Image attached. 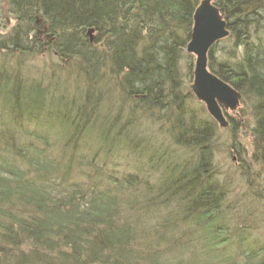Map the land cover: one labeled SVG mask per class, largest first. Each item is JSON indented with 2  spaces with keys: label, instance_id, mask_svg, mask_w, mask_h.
<instances>
[{
  "label": "trees",
  "instance_id": "obj_1",
  "mask_svg": "<svg viewBox=\"0 0 264 264\" xmlns=\"http://www.w3.org/2000/svg\"><path fill=\"white\" fill-rule=\"evenodd\" d=\"M4 1L14 24L0 33V145L30 167L0 165V264H186L195 234L211 237L217 264H264L246 223L255 207L235 206L218 178V126L190 91L200 0ZM214 5L228 35L207 67L241 94L264 166V0ZM33 54L50 76L21 71Z\"/></svg>",
  "mask_w": 264,
  "mask_h": 264
},
{
  "label": "rangeland",
  "instance_id": "obj_2",
  "mask_svg": "<svg viewBox=\"0 0 264 264\" xmlns=\"http://www.w3.org/2000/svg\"><path fill=\"white\" fill-rule=\"evenodd\" d=\"M1 9L0 33H6L14 24V19L9 13L8 5L4 0H2ZM45 38L46 36L43 34V31H40V39L45 40ZM2 57L4 56L0 53V58L2 59ZM24 57V62H22L23 68H21V71L27 72L28 70L32 78H38L39 73H44L47 77L50 76L51 73H49L48 70L50 68V59L45 54H33ZM10 60L12 62L17 61L14 57H11ZM47 80L49 79H45V83ZM225 115L227 119L228 115H231L237 124L234 128L233 126L230 128V125L222 128L217 124L218 127L214 134V144L216 145V148L214 150L213 164L216 167V170L219 171L220 175L218 178L222 180L226 179L227 181L230 180L232 187L235 188V195L237 197L232 194L230 195L234 201V205H238L239 199L247 197V200L253 205V207H255L253 209V214L248 216L246 223L255 229V236L258 235L263 242L264 220H261V214L264 212V199L261 202L257 201V203H255L252 201L251 197H254L256 194L254 193L255 191L261 192V189H263L262 195L264 198V166L262 163H259V161L254 160V147L249 139L250 128L246 121V108H241V104L239 103L234 111H228ZM232 130L234 132V140L231 137ZM44 131L48 133L49 139L53 138L57 140L61 137L62 127L60 124H56L51 129L46 128ZM22 139H26V137H23ZM0 149V165L7 161H13L15 164L14 169H17V167L20 168L22 163L25 166V169L28 170L30 167L29 162L21 161V159L17 158L13 153L3 149L1 145ZM237 154H239L238 159ZM248 178L250 179L249 185H253L250 186L251 188L248 187V182L245 183V181L249 180ZM239 212V210L236 211V217L234 216V221L236 222H233L234 224L237 223L238 216H241ZM194 236V241L192 242L194 247H186L182 252L183 254L181 258L183 261L186 264H208V260L210 259L211 264H217L218 260L213 257L211 258V252H214V248L211 246V243H209L211 237L207 235L198 240L196 237L197 234ZM232 254L233 253L231 252L229 255Z\"/></svg>",
  "mask_w": 264,
  "mask_h": 264
},
{
  "label": "water",
  "instance_id": "obj_3",
  "mask_svg": "<svg viewBox=\"0 0 264 264\" xmlns=\"http://www.w3.org/2000/svg\"><path fill=\"white\" fill-rule=\"evenodd\" d=\"M215 0H200L193 12V25L185 51L194 56L190 89L205 104L208 114L225 128L228 126L222 109L234 111L241 94L211 73L207 67L209 49L228 35L227 24L214 5Z\"/></svg>",
  "mask_w": 264,
  "mask_h": 264
},
{
  "label": "bare ground",
  "instance_id": "obj_4",
  "mask_svg": "<svg viewBox=\"0 0 264 264\" xmlns=\"http://www.w3.org/2000/svg\"><path fill=\"white\" fill-rule=\"evenodd\" d=\"M194 57V56H193ZM217 77V76H216ZM220 79V78H219ZM223 81V80H222ZM228 84V83H227ZM191 85V84H190ZM190 91H191V89H190ZM237 91V90H236ZM191 93L193 94V92L191 91ZM195 97V96H194ZM196 99V98H195ZM197 100V99H196ZM240 100H241V98H240ZM240 100H239V103H240ZM198 101V100H197ZM198 102H200L202 105H203V107L205 108V111H206V107H205V104L203 103V102H201V101H198ZM227 110H229V109H222V112L224 113V114H226V112H228ZM207 112V111H206ZM208 113V112H207ZM210 116V115H209ZM211 117V116H210Z\"/></svg>",
  "mask_w": 264,
  "mask_h": 264
}]
</instances>
